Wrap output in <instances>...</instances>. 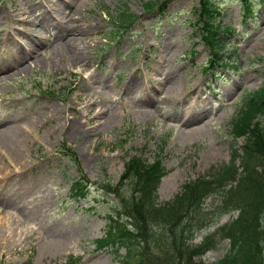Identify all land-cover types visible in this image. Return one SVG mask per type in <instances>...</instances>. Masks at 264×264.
<instances>
[{
	"label": "rangeland",
	"instance_id": "obj_1",
	"mask_svg": "<svg viewBox=\"0 0 264 264\" xmlns=\"http://www.w3.org/2000/svg\"><path fill=\"white\" fill-rule=\"evenodd\" d=\"M147 1L0 0V127L15 122L25 138L13 152L0 137V264H121L122 247L97 241L114 204L104 180L132 154L159 156L166 200L229 160L230 121L264 77V0H215L225 65H210L200 0ZM123 9L135 15L126 26L112 16ZM80 172L93 183L77 199Z\"/></svg>",
	"mask_w": 264,
	"mask_h": 264
},
{
	"label": "trees",
	"instance_id": "obj_2",
	"mask_svg": "<svg viewBox=\"0 0 264 264\" xmlns=\"http://www.w3.org/2000/svg\"><path fill=\"white\" fill-rule=\"evenodd\" d=\"M155 3L149 0L146 6ZM218 10L215 0H200L196 9L210 48V64L218 62L224 48L218 35L223 26L215 20ZM115 15L121 26L131 24L135 16L126 9ZM221 62L227 64V60ZM230 124L229 160L185 180L166 200H159L157 193L168 172L161 158L130 155L116 182L104 180L100 186L104 194L114 196V204L98 244L109 243L116 251L123 247L121 264H264V77L244 96ZM91 183L80 172L73 178L69 194L84 197ZM208 197L212 210L205 206ZM225 213L230 214L228 220L201 241H191ZM221 242L228 246L222 255L209 261L201 258ZM64 264H80V258L70 254Z\"/></svg>",
	"mask_w": 264,
	"mask_h": 264
},
{
	"label": "bare ground",
	"instance_id": "obj_3",
	"mask_svg": "<svg viewBox=\"0 0 264 264\" xmlns=\"http://www.w3.org/2000/svg\"><path fill=\"white\" fill-rule=\"evenodd\" d=\"M17 10L25 11V8L24 7L18 8ZM60 20H62V19L57 18V20L55 22L60 21ZM55 22H51V25L53 27L55 26V24H54ZM61 22H63V21H61ZM64 24H67V23H64ZM19 62H20V60L17 62V66L19 65ZM98 113H100V112H98ZM15 124H16L15 122L7 121L6 125L0 127L1 139H3L5 146L13 152H15V150H23L22 142L25 140V138L22 136V134H20V132L17 131L16 128H18V127Z\"/></svg>",
	"mask_w": 264,
	"mask_h": 264
}]
</instances>
